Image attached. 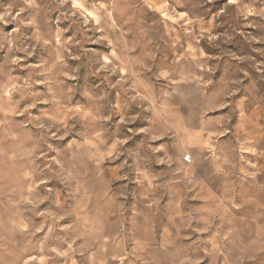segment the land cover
<instances>
[{
	"label": "clouds",
	"instance_id": "9594fccd",
	"mask_svg": "<svg viewBox=\"0 0 264 264\" xmlns=\"http://www.w3.org/2000/svg\"><path fill=\"white\" fill-rule=\"evenodd\" d=\"M0 264H264V0H0Z\"/></svg>",
	"mask_w": 264,
	"mask_h": 264
}]
</instances>
